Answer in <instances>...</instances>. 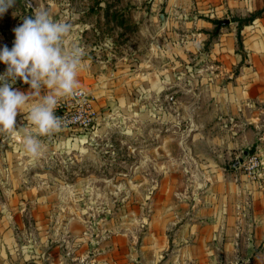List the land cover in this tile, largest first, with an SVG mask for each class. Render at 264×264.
I'll use <instances>...</instances> for the list:
<instances>
[{
	"label": "crops",
	"instance_id": "crops-1",
	"mask_svg": "<svg viewBox=\"0 0 264 264\" xmlns=\"http://www.w3.org/2000/svg\"><path fill=\"white\" fill-rule=\"evenodd\" d=\"M134 19L141 44L124 48L122 56L113 55V38L90 43L79 36L85 40L77 41L84 50L80 88L97 96L99 111L128 98L124 105L136 104L144 119L149 106H165V97L174 95L173 110L187 130L178 147L153 151H185V161L170 159L190 171L177 185L200 192L185 200L184 211L179 205L155 214L135 263L118 262L97 247L90 258L78 249L83 229L69 225L55 233L38 226L42 220L31 211L4 208L20 195L12 151L4 155L0 148V264H264V190L235 179L248 149L264 147V0H160L141 6ZM25 117L18 112L16 123L28 125ZM92 133L63 132L59 139L76 145Z\"/></svg>",
	"mask_w": 264,
	"mask_h": 264
},
{
	"label": "rangeland",
	"instance_id": "rangeland-1",
	"mask_svg": "<svg viewBox=\"0 0 264 264\" xmlns=\"http://www.w3.org/2000/svg\"><path fill=\"white\" fill-rule=\"evenodd\" d=\"M155 1L160 0H16L15 6L0 16V50L4 46L11 50L15 40L13 29L41 9L48 11L53 20L63 19L72 24L68 46H79L77 41H85L80 35L90 43L113 38V42L108 41L116 52L113 55L122 56L124 48L141 44L137 34L140 26L134 17L141 6ZM6 70L7 66L0 62V75ZM8 83L12 84L11 80ZM12 87L25 94L31 91L30 85L21 79ZM45 92L42 88L41 95ZM122 100L126 102L128 98ZM123 101L121 105L111 107L106 103L101 107L102 123L92 130L97 134L92 133V138L88 136L79 144L71 141L67 146L60 137L56 141L49 136L40 137L41 154L35 158L25 152L21 138L13 136L11 142L10 134H1L2 153L12 151V160L18 167L19 188L15 193L20 195L4 208L31 211L34 217L39 216L38 221L42 220L38 226L48 225L55 233L69 225L83 229L78 249L90 258L98 254L99 250L93 251L97 247L101 252L108 251L118 262L125 259L135 263L155 214L163 217L171 206L176 209L179 205L182 208L178 211H184L185 200L190 203L189 196L200 189L177 185L176 178L190 176V171L177 164L171 166L170 159L175 158L176 163L185 161V151H153L157 146H177L187 130L184 122L177 127L168 121L156 123L154 107L150 106L152 113L144 119L136 104L125 106ZM130 102L137 103V99ZM21 125L19 120L15 125L18 131L28 126ZM181 142L185 148V142ZM241 176L247 179L239 172L235 179ZM28 219L33 223L32 217ZM122 245L124 252L129 246V252L122 253Z\"/></svg>",
	"mask_w": 264,
	"mask_h": 264
},
{
	"label": "clouds",
	"instance_id": "clouds-1",
	"mask_svg": "<svg viewBox=\"0 0 264 264\" xmlns=\"http://www.w3.org/2000/svg\"><path fill=\"white\" fill-rule=\"evenodd\" d=\"M15 3L0 0V16ZM71 30V23L53 20L48 11L36 9L13 29L11 50L7 46L0 50V62L7 66L0 75V134L21 138L25 152L34 158L41 154L40 137L59 132L63 126L55 114L60 101L82 95L77 76L84 50L76 44L68 46ZM17 79L30 85L28 94L13 89ZM42 88L46 89L43 95ZM18 112L26 113L28 121L19 131L15 127Z\"/></svg>",
	"mask_w": 264,
	"mask_h": 264
},
{
	"label": "built area",
	"instance_id": "built-area-1",
	"mask_svg": "<svg viewBox=\"0 0 264 264\" xmlns=\"http://www.w3.org/2000/svg\"><path fill=\"white\" fill-rule=\"evenodd\" d=\"M78 91L82 92L81 96L60 101L55 114L62 119L63 126L59 132L49 136L50 140L56 141L63 132H90L100 125L101 117L97 107V96L86 88H79ZM165 102V106H153L154 121L156 123L168 121L173 126H180L179 115L173 110L177 104L175 96L167 95ZM238 170L249 182L264 190V147L260 144L250 147L248 156L242 157L239 161Z\"/></svg>",
	"mask_w": 264,
	"mask_h": 264
},
{
	"label": "water",
	"instance_id": "water-1",
	"mask_svg": "<svg viewBox=\"0 0 264 264\" xmlns=\"http://www.w3.org/2000/svg\"><path fill=\"white\" fill-rule=\"evenodd\" d=\"M248 156V151L244 154V156L243 157H247Z\"/></svg>",
	"mask_w": 264,
	"mask_h": 264
},
{
	"label": "trees",
	"instance_id": "trees-1",
	"mask_svg": "<svg viewBox=\"0 0 264 264\" xmlns=\"http://www.w3.org/2000/svg\"><path fill=\"white\" fill-rule=\"evenodd\" d=\"M254 20V18L252 17L249 21H253Z\"/></svg>",
	"mask_w": 264,
	"mask_h": 264
}]
</instances>
